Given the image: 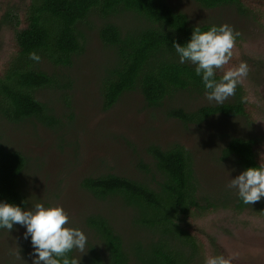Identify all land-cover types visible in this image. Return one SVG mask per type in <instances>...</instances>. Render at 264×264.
I'll return each mask as SVG.
<instances>
[{
  "label": "trees",
  "instance_id": "16d2710c",
  "mask_svg": "<svg viewBox=\"0 0 264 264\" xmlns=\"http://www.w3.org/2000/svg\"><path fill=\"white\" fill-rule=\"evenodd\" d=\"M192 1L206 10L233 7L239 16L254 23L262 24L264 19V0ZM19 4L0 19V31H4L8 41L6 48L13 50L0 70V117L11 123L33 119L55 131L63 130L62 116L58 117L52 107L38 101L36 94L43 90H52L60 97L62 94L71 119L72 82L56 71L44 72L41 65L47 63L56 70L71 67L74 57L84 48L80 27L92 15L104 21L98 38L114 54L113 64L104 69L101 78L102 111L112 109L129 93L140 94L147 108H163L164 116L184 126L200 127L215 116L245 118L248 111H264L261 107L264 98L258 86L256 90L251 86L253 81L259 83L254 76L264 70L263 60L243 54L239 59L249 66L246 78L249 82L238 84L231 101L195 110L180 106L176 100L180 95L201 96L207 90L202 75L195 72L196 66L180 63L173 42L185 46L196 27L207 31L219 25H192L167 0H21ZM122 16L131 18V23H116ZM243 39L236 36L235 48L241 52ZM31 52L37 53L41 60L29 59ZM228 65L216 71L217 81ZM259 144L258 139L233 137L222 148L220 158L232 160L242 171L259 167ZM145 153L151 164L138 163L144 175L138 179L107 174L81 180L80 188L93 199H118L128 208L130 222L140 235L124 241L106 218L91 215L84 224L98 245H89L85 263L79 264H205L207 257L221 255L216 239L206 229L208 221L217 214L227 213L241 224L250 223L247 215L264 222V201L246 205L239 195L223 201H203L198 194L192 157L181 145L173 144L166 149L149 145ZM26 163L21 154L0 146V203L26 209L20 182ZM212 224L209 223V228ZM67 256L70 260L75 258L74 250Z\"/></svg>",
  "mask_w": 264,
  "mask_h": 264
},
{
  "label": "rangeland",
  "instance_id": "374dc122",
  "mask_svg": "<svg viewBox=\"0 0 264 264\" xmlns=\"http://www.w3.org/2000/svg\"><path fill=\"white\" fill-rule=\"evenodd\" d=\"M20 2L0 0V19L8 9L20 5ZM167 2L174 10L184 13L192 25L227 24L244 38L242 52L234 49L228 68L238 66L243 61L239 59L242 54L259 57L263 60L264 68V19H261L262 24L254 23L249 18L239 16L233 7L206 10L192 0ZM262 16L264 18V10ZM131 20L122 16L115 22L129 25ZM103 23L101 18L92 15L81 25L84 48L81 54L74 57L71 67L56 70L47 63L41 65L44 72L56 71L68 76L72 82L69 92L73 109L71 119L68 118L60 92L61 97L52 90L36 94L38 101L52 107L58 117L62 116V131L50 129L33 119L11 123L0 117V146L21 154L27 161L20 175L21 189L27 200L26 209H34L37 203L45 207H63L69 216L68 226L80 229L87 237L85 253L74 250V257L79 259V263H85L89 245H98L84 224L91 215L106 218L124 241L140 235L130 222L131 211L118 199H93L79 186L83 178L112 174L138 179L144 176L138 169V163L151 164L145 153L147 146L157 145L166 149L179 144L192 157L199 197L203 201H223L238 196V190L228 185L230 179L243 172L232 160L220 158V152L229 139L260 140L257 160L264 165L262 110L258 113L248 111L249 116L245 118L215 116L200 127L184 126L164 116L163 108H147L140 94L129 93L112 109L102 111L101 78L104 69L114 62L113 52L104 47L98 38ZM6 45L7 37L1 30L0 70L2 63L13 55V50L6 48ZM254 79H259V83L251 82L252 89L256 90L258 86L257 90L264 98V70ZM247 82L249 80L245 78L241 83ZM176 100L187 110L217 104L215 101L209 102L205 94H182ZM231 100L229 97L225 102ZM261 107L264 110V101ZM263 201L264 197L251 205ZM246 217L250 223L244 225L221 212L208 221L207 232L216 239L221 255L234 257L232 264H264V222L250 215ZM210 222L213 224L209 228ZM25 232L26 227L18 224L9 232L6 229L0 231V264H32L34 249L31 237L24 238Z\"/></svg>",
  "mask_w": 264,
  "mask_h": 264
},
{
  "label": "clouds",
  "instance_id": "9594fccd",
  "mask_svg": "<svg viewBox=\"0 0 264 264\" xmlns=\"http://www.w3.org/2000/svg\"><path fill=\"white\" fill-rule=\"evenodd\" d=\"M238 35L231 26L223 24L211 26L207 31L196 27L185 46L173 42L180 63L190 62L196 66V74L202 75L209 102L223 104L235 95L238 84L248 76L249 66L242 61L225 70L219 81L215 79L216 71L224 69L231 61ZM29 59L39 62L41 57L31 52ZM228 187L237 189L246 205L259 202L264 197V165L247 168L230 179ZM15 224L26 227L25 239L31 237L35 254L32 264H79V259L70 260L67 254L73 250L85 253L86 235L80 229L68 226L69 216L59 205L45 207L37 203L34 209L27 210L12 203H0V229L9 232ZM233 258L209 256L205 264H232Z\"/></svg>",
  "mask_w": 264,
  "mask_h": 264
}]
</instances>
